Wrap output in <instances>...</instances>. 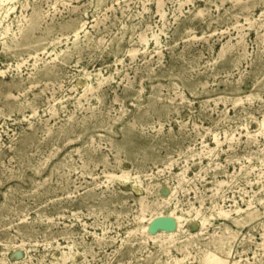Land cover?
<instances>
[{"label": "rangeland", "instance_id": "rangeland-1", "mask_svg": "<svg viewBox=\"0 0 264 264\" xmlns=\"http://www.w3.org/2000/svg\"><path fill=\"white\" fill-rule=\"evenodd\" d=\"M160 1L0 3V264H264V0Z\"/></svg>", "mask_w": 264, "mask_h": 264}, {"label": "bare ground", "instance_id": "bare-ground-1", "mask_svg": "<svg viewBox=\"0 0 264 264\" xmlns=\"http://www.w3.org/2000/svg\"><path fill=\"white\" fill-rule=\"evenodd\" d=\"M162 1V0H161ZM161 1H160V3H161ZM6 2H10V0H0V3H6ZM13 5V4H12ZM160 5V4H159ZM157 6V5H156ZM0 7H2V6H0ZM5 7V6H4ZM24 7V6H23ZM160 7H161V5H160ZM15 8V7H14ZM158 8H159V6H158ZM2 9V8H1ZM7 9V8H6ZM5 15V14H4ZM9 15V14H8ZM5 17V16H4ZM3 17V18H4ZM1 18V17H0ZM248 18V17H247ZM246 18V19H247ZM6 19V18H5ZM1 20V22H2V19H0ZM247 21V20H246ZM252 22V21H251ZM237 23V22H236ZM2 25V24H1ZM82 26V25H81ZM258 26V25H257ZM8 27V26H7ZM251 27H252V25H251ZM6 29V28H5ZM80 30V29H79ZM5 31V30H4ZM6 32V31H5ZM78 32V31H77ZM75 33V32H74ZM85 33V32H84ZM1 34V33H0ZM77 38V37H76ZM240 41V40H239ZM140 42H141V40H140ZM238 43V42H237ZM132 49V48H131ZM130 49V50H131ZM137 49V48H136ZM132 52V51H131ZM129 53V52H128ZM134 54H136V53H134ZM133 54V55H134ZM0 73H2V71L0 72ZM105 79V78H104ZM89 87V86H88ZM88 87H87V91H88ZM91 87V86H90ZM93 88V87H92ZM85 90V89H84ZM96 92V91H95ZM177 95V94H176ZM54 116V115H53ZM262 119V118H261ZM257 124H259L258 122H257ZM246 127V126H245ZM260 131H262L263 132V134H264V121L262 120L261 121V123H260ZM247 132V131H246ZM245 132V133H246ZM226 133H224V135H225ZM250 134V133H249ZM255 134H257V133H255ZM233 135V134H232ZM225 138V137H224ZM216 139V138H215ZM218 139V138H217ZM257 139V138H256ZM257 141V140H256ZM93 142V141H92ZM220 142V141H219ZM234 142V141H233ZM218 145V144H217ZM263 163V162H262ZM252 168V167H251ZM256 168V167H255ZM123 172V171H122ZM261 172V171H260ZM112 173V172H111ZM262 173H263V171H262ZM106 174V173H105ZM115 174V173H114ZM113 174V175H114ZM127 174V173H126ZM112 175V176H113ZM258 175V174H257ZM262 175V174H261ZM106 176H108V173H107V175ZM114 176H117V175H114ZM108 177H110V175L108 176ZM119 177L120 178H125L126 177V175H123V173H122V175L120 176L119 175ZM127 177H129V176H127ZM116 178V177H115ZM109 179V178H108ZM111 179V178H110ZM127 179V178H126ZM119 180V179H118ZM126 181V180H125ZM185 181V180H184ZM135 182V181H134ZM168 186V185H167ZM149 187V186H148ZM146 191V190H145ZM175 191V190H174ZM173 192V191H172ZM170 196V195H169ZM248 204V203H247ZM251 205V204H250ZM174 206V205H173ZM192 208V207H191ZM241 209V208H240ZM236 210V209H235ZM194 211H195V208H194ZM193 211V212H194ZM197 211V210H196ZM239 211H242V210H239ZM144 212H145V207H141V214L142 215H140L139 216V214H138V216L139 217H137L138 219L136 220V222H137V227H136V229L135 230H133V233H137V234H139V235H142V236H146L147 238H149V239H151L152 241H167V240H174V236L176 235V231H180V229H181V227L183 226V221L185 220V218L181 215V214H178V213H176L175 212V210H171V211H169V213L167 214V217L170 219V223H171V228L169 229V232L168 231H153V234H151V233H149L148 232V224H149V222L150 221H152V220H154V219H156V218H160V217H162L163 216V211H158V212H156V213H151L150 214V217L148 216V218H146L145 216H144ZM198 212V211H197ZM237 212V211H236ZM190 213V212H189ZM218 213L221 215V214H224L225 216L228 214V212L226 211V209L224 210L223 208H219V210H218ZM166 214V213H165ZM187 214V213H186ZM188 215V214H187ZM194 216H195V214H193ZM199 215V214H198ZM203 215V214H202ZM204 216V215H203ZM202 217V216H201ZM209 217H212L211 215H209ZM228 217V216H227ZM192 218H193V216H192ZM198 218V217H197ZM186 219H189V218H186ZM203 219V218H202ZM78 220V219H77ZM205 221H206V219H203L202 220V224H204L205 223ZM146 222H148V224L146 223ZM261 223V222H260ZM261 225V224H260ZM174 227H176V231L175 232H172V230L174 229ZM132 230V229H131ZM130 234V233H129ZM136 235V234H135ZM234 237V236H233ZM262 237H264V236H262ZM146 238V239H147ZM145 240V239H144ZM264 240V239H263ZM230 241V240H229ZM175 242V241H174ZM261 245H262V240H261ZM161 244V243H160ZM164 244V243H163ZM168 245V244H167ZM171 245V244H170ZM263 245H264V243H263ZM168 247V246H167ZM264 247V246H263ZM186 248V247H185ZM187 250V249H186ZM63 251V250H62ZM168 251V250H167ZM167 251H165V252H167ZM68 252V251H67ZM62 253V252H61ZM69 253V252H68ZM63 255V254H62ZM69 255V254H68ZM67 256V255H66ZM66 256H64V257H66ZM63 256H62V258H64ZM70 257V256H69ZM60 258V257H59ZM172 258V257H171ZM179 259V258H178ZM182 260H184L183 258H182ZM182 260H173L174 262H175V264H181L182 262ZM237 261V260H236ZM168 264V263H167ZM213 264H215L214 262H213Z\"/></svg>", "mask_w": 264, "mask_h": 264}, {"label": "water", "instance_id": "water-1", "mask_svg": "<svg viewBox=\"0 0 264 264\" xmlns=\"http://www.w3.org/2000/svg\"><path fill=\"white\" fill-rule=\"evenodd\" d=\"M166 222V223H165ZM156 225V226H153ZM170 227V220H164L162 218H157L155 219L151 226H150V229L153 231H156L158 228H164V230H167L168 228Z\"/></svg>", "mask_w": 264, "mask_h": 264}, {"label": "crops", "instance_id": "crops-1", "mask_svg": "<svg viewBox=\"0 0 264 264\" xmlns=\"http://www.w3.org/2000/svg\"><path fill=\"white\" fill-rule=\"evenodd\" d=\"M149 226H151V224ZM153 226H155V225L153 224Z\"/></svg>", "mask_w": 264, "mask_h": 264}]
</instances>
